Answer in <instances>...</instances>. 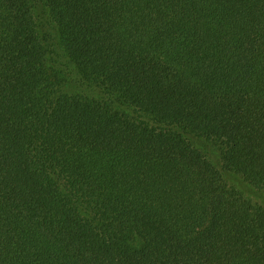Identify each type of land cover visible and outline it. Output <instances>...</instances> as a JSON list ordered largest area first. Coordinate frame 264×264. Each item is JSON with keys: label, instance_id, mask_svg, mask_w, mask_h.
Segmentation results:
<instances>
[{"label": "trees", "instance_id": "trees-1", "mask_svg": "<svg viewBox=\"0 0 264 264\" xmlns=\"http://www.w3.org/2000/svg\"><path fill=\"white\" fill-rule=\"evenodd\" d=\"M0 264H264V0H0Z\"/></svg>", "mask_w": 264, "mask_h": 264}]
</instances>
